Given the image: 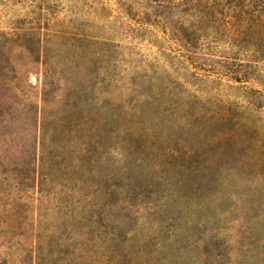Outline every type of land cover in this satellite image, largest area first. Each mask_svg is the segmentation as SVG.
<instances>
[{
	"label": "rangeland",
	"instance_id": "374dc122",
	"mask_svg": "<svg viewBox=\"0 0 264 264\" xmlns=\"http://www.w3.org/2000/svg\"><path fill=\"white\" fill-rule=\"evenodd\" d=\"M151 4L0 0V264H264V118L204 127Z\"/></svg>",
	"mask_w": 264,
	"mask_h": 264
},
{
	"label": "trees",
	"instance_id": "16d2710c",
	"mask_svg": "<svg viewBox=\"0 0 264 264\" xmlns=\"http://www.w3.org/2000/svg\"><path fill=\"white\" fill-rule=\"evenodd\" d=\"M150 3L153 12L139 30L145 40L168 38V55L215 102L204 127L216 125L221 139L236 136L230 126H248L251 115L264 118V0Z\"/></svg>",
	"mask_w": 264,
	"mask_h": 264
}]
</instances>
